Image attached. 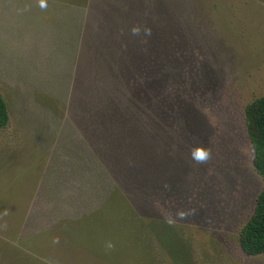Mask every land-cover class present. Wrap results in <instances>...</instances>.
<instances>
[{"label":"rangeland","instance_id":"1","mask_svg":"<svg viewBox=\"0 0 264 264\" xmlns=\"http://www.w3.org/2000/svg\"><path fill=\"white\" fill-rule=\"evenodd\" d=\"M83 1L0 0V264H264L238 243L264 0Z\"/></svg>","mask_w":264,"mask_h":264},{"label":"trees","instance_id":"2","mask_svg":"<svg viewBox=\"0 0 264 264\" xmlns=\"http://www.w3.org/2000/svg\"><path fill=\"white\" fill-rule=\"evenodd\" d=\"M245 126L253 156L255 171L262 178V188L257 194L252 213L241 226L238 243L246 255L264 254V94L248 102L244 108ZM9 113L0 92V128L7 126Z\"/></svg>","mask_w":264,"mask_h":264},{"label":"crops","instance_id":"3","mask_svg":"<svg viewBox=\"0 0 264 264\" xmlns=\"http://www.w3.org/2000/svg\"><path fill=\"white\" fill-rule=\"evenodd\" d=\"M92 1L94 0H84L83 2H81L80 4L74 6L75 10L79 13L83 12L84 15H86L87 13L90 12L91 10V5H92ZM117 3H119L120 5L124 6V7H128L130 8L131 7V3L134 2V0H116ZM45 3V2H44ZM38 5H41V2L38 4ZM47 5H53L52 3L50 4H47ZM79 8V9H78ZM50 17L51 19L54 20V5L53 7H51V14H50ZM44 36L46 38V41L48 40H51V44L50 46H48L47 44H44L43 41H44V38L43 37H38L37 41H41L43 44L40 48L41 51H43L46 55H49L50 57L54 55V25H53V29L51 30H48V31H45L44 32ZM54 182V181H51V183ZM49 184V182H47ZM38 198V197H37ZM39 200H42L43 201V206L42 208H51L53 206L50 205L48 206L47 203H49L50 201L51 202H54V200H46L42 195L41 197L39 198ZM60 211V212H59ZM59 211H57L59 213V215L61 216L60 219H69V218H73L75 217L73 215V213H71L70 211L67 210V212H64L63 209H59ZM57 217V216H56ZM55 219V217H54ZM59 219V220H60ZM58 222V221H57ZM57 222H55L54 220V224H56Z\"/></svg>","mask_w":264,"mask_h":264},{"label":"clouds","instance_id":"4","mask_svg":"<svg viewBox=\"0 0 264 264\" xmlns=\"http://www.w3.org/2000/svg\"><path fill=\"white\" fill-rule=\"evenodd\" d=\"M45 4L43 0H41V7H44ZM141 29L139 26H133L131 28V32L133 35H138L140 33ZM144 33L145 35L150 34V29L144 28ZM192 158L198 162V163H203L209 158V151L203 147H197L191 152ZM180 215H183V213H180ZM113 247V244L111 241L106 242V248L111 249Z\"/></svg>","mask_w":264,"mask_h":264}]
</instances>
